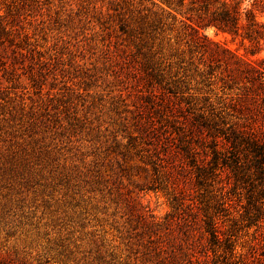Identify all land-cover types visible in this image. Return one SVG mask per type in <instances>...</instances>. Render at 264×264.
Here are the masks:
<instances>
[{"label":"rangeland","instance_id":"rangeland-1","mask_svg":"<svg viewBox=\"0 0 264 264\" xmlns=\"http://www.w3.org/2000/svg\"><path fill=\"white\" fill-rule=\"evenodd\" d=\"M164 6L163 27L149 0H0V264H233L248 250L255 227L223 199L226 176L198 179L212 154L181 99L206 93L182 63L189 14ZM203 33L264 66V47Z\"/></svg>","mask_w":264,"mask_h":264},{"label":"trees","instance_id":"trees-1","mask_svg":"<svg viewBox=\"0 0 264 264\" xmlns=\"http://www.w3.org/2000/svg\"><path fill=\"white\" fill-rule=\"evenodd\" d=\"M149 1L156 7L151 11L154 22L163 27L173 23L168 22L164 5L189 14L184 34L190 56L182 63H187L185 69L199 84L197 91L206 95L202 104L195 97L183 96L181 101L193 114L192 129L200 144L209 147L212 154L208 166L195 162L198 179L201 183L217 178L223 182L226 176L227 183L220 188L223 199L231 195L230 200L244 208L243 226L255 227L248 250L232 263L264 264V66L203 33L215 27L250 42L252 54L259 52L264 47V19L258 15L257 7L264 11V0H251L250 4L245 3L247 0ZM209 224L220 242L217 222ZM233 256L234 248L230 253Z\"/></svg>","mask_w":264,"mask_h":264}]
</instances>
